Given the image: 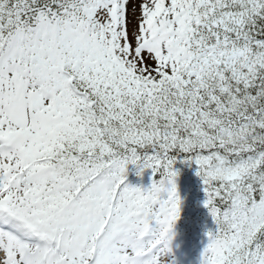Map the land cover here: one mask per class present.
I'll list each match as a JSON object with an SVG mask.
<instances>
[{"label":"snow or ice","instance_id":"6c2138e0","mask_svg":"<svg viewBox=\"0 0 264 264\" xmlns=\"http://www.w3.org/2000/svg\"><path fill=\"white\" fill-rule=\"evenodd\" d=\"M179 156L264 264V0H0V264H171Z\"/></svg>","mask_w":264,"mask_h":264},{"label":"bare ground","instance_id":"6f19581e","mask_svg":"<svg viewBox=\"0 0 264 264\" xmlns=\"http://www.w3.org/2000/svg\"><path fill=\"white\" fill-rule=\"evenodd\" d=\"M178 241H179L181 246H184V243L186 242V238L180 237V238H178ZM170 248H171L170 256L172 258H179L180 260H182L184 262V264H190L188 262V260H185L186 256L190 255V257L192 259L191 261L193 263H197V259L199 258L200 254L197 253L196 251H194L193 248H188L187 244H185V247H178L175 242H170Z\"/></svg>","mask_w":264,"mask_h":264},{"label":"trees","instance_id":"16d2710c","mask_svg":"<svg viewBox=\"0 0 264 264\" xmlns=\"http://www.w3.org/2000/svg\"><path fill=\"white\" fill-rule=\"evenodd\" d=\"M175 164H181L183 168L187 167L189 169H192L197 174V167L198 166L195 164L194 161H188V160H185L183 156H179V157H177Z\"/></svg>","mask_w":264,"mask_h":264},{"label":"rangeland","instance_id":"374dc122","mask_svg":"<svg viewBox=\"0 0 264 264\" xmlns=\"http://www.w3.org/2000/svg\"><path fill=\"white\" fill-rule=\"evenodd\" d=\"M177 191H178V194H179V196H180V198L182 199V193H179L180 192V189L178 188V186H177ZM182 227V226H181ZM181 227H179L178 225H174V228H173V232L174 233H176L175 232V230L176 231H180L181 230ZM183 228V227H182ZM187 232H189V233H191L194 237H198V236H200V234L198 233V232H196V231H194V232H191V231H187ZM192 243H194V244H196L197 245V243H195V242H192ZM177 264H179V263H177Z\"/></svg>","mask_w":264,"mask_h":264}]
</instances>
